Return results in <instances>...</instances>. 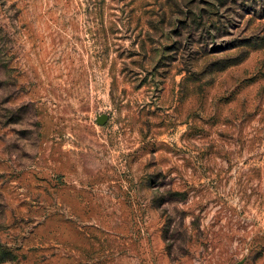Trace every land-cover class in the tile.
<instances>
[{
    "label": "rangeland",
    "instance_id": "obj_1",
    "mask_svg": "<svg viewBox=\"0 0 264 264\" xmlns=\"http://www.w3.org/2000/svg\"><path fill=\"white\" fill-rule=\"evenodd\" d=\"M236 262L264 264V0H0V264Z\"/></svg>",
    "mask_w": 264,
    "mask_h": 264
},
{
    "label": "water",
    "instance_id": "obj_2",
    "mask_svg": "<svg viewBox=\"0 0 264 264\" xmlns=\"http://www.w3.org/2000/svg\"><path fill=\"white\" fill-rule=\"evenodd\" d=\"M107 117L106 115L102 114L100 116L97 117V122L99 124H104V122L106 121ZM240 262H236L235 264H239Z\"/></svg>",
    "mask_w": 264,
    "mask_h": 264
}]
</instances>
